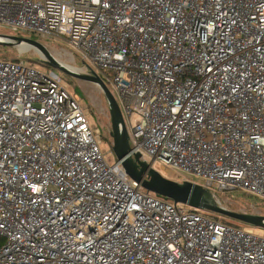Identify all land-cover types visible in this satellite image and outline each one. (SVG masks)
I'll return each mask as SVG.
<instances>
[{"label":"built area","instance_id":"1","mask_svg":"<svg viewBox=\"0 0 264 264\" xmlns=\"http://www.w3.org/2000/svg\"><path fill=\"white\" fill-rule=\"evenodd\" d=\"M0 26L68 44L130 155L264 202V0H0ZM88 117L54 70L0 60V264H264V236L107 161Z\"/></svg>","mask_w":264,"mask_h":264},{"label":"water","instance_id":"2","mask_svg":"<svg viewBox=\"0 0 264 264\" xmlns=\"http://www.w3.org/2000/svg\"><path fill=\"white\" fill-rule=\"evenodd\" d=\"M14 43L35 47L46 56L47 61L43 60V63L47 66L58 69L80 82L95 84L101 89L110 109L112 128L110 135L113 140L112 146L117 161L121 162L126 174L141 184L143 189L164 199L171 200L175 204H183L190 208L208 211L249 226L264 228V216L230 211L212 201V195L202 187L189 181L180 183L170 180L156 171L152 165L141 161L140 154L130 155L129 132L122 110L110 89L97 74L93 73V76H88L71 70L58 62L42 43L18 36L0 35V46L16 47Z\"/></svg>","mask_w":264,"mask_h":264},{"label":"rangeland","instance_id":"3","mask_svg":"<svg viewBox=\"0 0 264 264\" xmlns=\"http://www.w3.org/2000/svg\"><path fill=\"white\" fill-rule=\"evenodd\" d=\"M0 35L16 36V37L18 36L42 43L47 47L51 55L57 61L60 62L61 60L58 58H61L64 61L65 65L73 66L76 68H81L84 66V64L79 60L75 61L73 59L70 53L75 54V51L68 44L64 42H59L53 39L42 38L35 34H28V33H25V35L17 34L13 32L11 28L6 26H0ZM54 54L57 55V58ZM6 58L7 59L22 58L34 64H41L44 61H47V58L44 54L40 55L38 53H35L33 50L21 52L17 47L0 46V59H6ZM92 68L97 70L94 67ZM52 70H54L67 84H69L70 91L73 93V95H75L78 100L83 101L84 104L87 106L89 111L88 118L90 123L100 129V136L102 140L100 148L102 152L105 154V158L107 159V161H109L110 163H114L117 160V157L113 151V146H112L113 140L110 135L112 129L110 109L103 92L95 84L80 82L75 78L64 74L58 69L52 68ZM111 90L113 94L116 96L115 91L112 88ZM126 125L127 128L129 129L130 126L128 125V122ZM145 160L148 163H150V160L148 158H145ZM154 169L159 173H161V175H163L164 177L173 180L175 182H178V179L175 177L174 173L170 170L164 169L161 164L159 163L155 164ZM191 179L193 180V178ZM194 180H196L197 183H201L200 179H194ZM211 199L216 203L220 201L221 205L224 208L233 212L264 216V208L257 206L264 204V202L260 199H257L239 190L219 193L217 194V197ZM199 211H202L210 216H216L220 218L223 222H228L230 224H233L235 226L237 225L242 228L253 229L256 235L262 237L264 236V228L249 226L247 224L240 223L238 221L208 211H203V210H199Z\"/></svg>","mask_w":264,"mask_h":264},{"label":"bare ground","instance_id":"4","mask_svg":"<svg viewBox=\"0 0 264 264\" xmlns=\"http://www.w3.org/2000/svg\"><path fill=\"white\" fill-rule=\"evenodd\" d=\"M14 46H16L21 52L33 50L35 53H38L40 55H43V53L40 50L36 49L35 47H32L31 45L22 44V43H14ZM54 55L57 58V55L56 54H54ZM58 55H60V54H58ZM58 59L61 60L60 61L61 64H64L65 65L64 61L61 58H58ZM65 66H67L71 70H74L75 72L84 73V70H82V69H79V68H76V67H73V66H69V65H65Z\"/></svg>","mask_w":264,"mask_h":264},{"label":"trees","instance_id":"5","mask_svg":"<svg viewBox=\"0 0 264 264\" xmlns=\"http://www.w3.org/2000/svg\"><path fill=\"white\" fill-rule=\"evenodd\" d=\"M3 47H8V46H3ZM0 60H15V59H0ZM41 64H43L44 65V67H46V68H48V69H52L51 67H49V66H47L46 64H44V63H41ZM258 207H261V208H264V204H262V205H257ZM225 223H227V224H230V223H228V222H225ZM230 225H233V224H230ZM237 226V225H236Z\"/></svg>","mask_w":264,"mask_h":264}]
</instances>
